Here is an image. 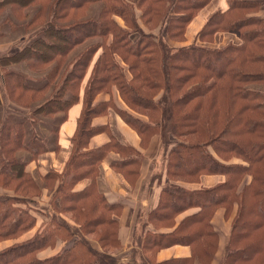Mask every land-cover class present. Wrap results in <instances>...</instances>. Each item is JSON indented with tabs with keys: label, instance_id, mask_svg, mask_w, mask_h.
I'll return each mask as SVG.
<instances>
[{
	"label": "trees",
	"instance_id": "trees-1",
	"mask_svg": "<svg viewBox=\"0 0 264 264\" xmlns=\"http://www.w3.org/2000/svg\"><path fill=\"white\" fill-rule=\"evenodd\" d=\"M97 1L103 2L100 13L85 18L87 5ZM214 1L0 0V10L8 5L13 9L37 5L29 26L42 25L28 43L0 57L8 100L25 108L20 114H8L4 121L0 116V186L14 192L0 195V240L33 228L35 211L43 220L34 236L0 251V264H124L116 254L123 248L118 221L123 205L111 203L100 192L99 165L109 151L119 150L123 159L114 165L135 183L141 159L132 158L136 149L121 143L107 124H93L109 108L138 131L144 145L155 135L172 144L165 168L169 180L199 182L206 174L225 176L213 187L188 189L171 183L162 188L158 205L149 215L154 230L135 235L134 253L127 264H194L195 259L210 264L219 246V234L212 224L219 208L227 218L236 212L222 264H264V17L257 12L263 0H226L224 9L208 16L198 35L202 44L174 47L154 32L167 24L173 41H185L188 24ZM47 11L54 15L49 21L43 16ZM134 32L140 34L137 40L132 38ZM224 34H232L234 39L214 45L218 35ZM95 38L101 41L74 54L81 44ZM54 60V69L41 85L8 69L26 62L30 69L42 72ZM120 60L128 66L130 78ZM91 66L67 169L42 175L50 190L58 182L54 198L60 197L61 213L79 221L82 217L80 230L61 222L56 214L49 217L35 208L33 195H40L41 190L27 166L48 148L42 137H25L30 136L37 113L64 111L60 124L66 120L69 108L79 101ZM58 78L64 96L48 97L33 109ZM115 89L132 111L146 119L118 107L113 97L95 103L98 94L113 95ZM2 101L0 96V106ZM100 133H107V142L92 147V138ZM23 150L31 157L20 158L18 152ZM246 177H250L247 182ZM86 178L91 183L77 190V184ZM187 210L195 212L176 225V218ZM162 226L173 229L162 231ZM78 231L96 234L102 250L82 237L53 256L35 255L54 247L63 232L69 236L64 240L69 241ZM176 244L190 246L192 255L156 260L159 250Z\"/></svg>",
	"mask_w": 264,
	"mask_h": 264
},
{
	"label": "crops",
	"instance_id": "crops-1",
	"mask_svg": "<svg viewBox=\"0 0 264 264\" xmlns=\"http://www.w3.org/2000/svg\"><path fill=\"white\" fill-rule=\"evenodd\" d=\"M226 4V0H215L214 2L207 5V7L201 11L199 15L189 24L186 33L185 44L190 45L193 42L197 43V41H199L197 35H199L202 27L206 23L208 16L218 9H224ZM262 14L263 13H258V15L264 16ZM116 19L121 25H124V22L120 18L117 17ZM232 39H234V36ZM215 42H217V39ZM3 45L0 46V50L2 49ZM7 48L8 46H5L6 51L8 50ZM97 56L98 53L94 57L93 63ZM91 70L92 66L89 68L88 74L91 72ZM128 73L129 72L127 71V75ZM87 82L88 76L85 80H83L79 101L69 108L66 120L60 124L56 138V147H49L47 143L48 150L40 154L37 159L31 161L28 164L27 171H29L34 176H36L35 173L44 175L50 171L64 173L67 169L74 149L72 139L76 134L79 125V119L83 113L84 94ZM111 97H113L118 107L129 110L117 89L114 90L113 95L108 93L98 94L95 99V103L107 101ZM2 102L5 107L7 105L8 114L16 113V111L11 110L12 105L10 100L7 99L6 101L3 100ZM136 116L139 115L136 114ZM93 124H107L110 127L113 135L121 143L136 149V152L133 154L132 158L138 157L141 159V162L138 165L139 172L135 174L136 181L135 183H132L124 175V173L117 169L114 165L123 159L120 151L111 150L99 165L100 174L97 179V185L100 192H102L111 203H119L123 205L118 216L123 248L117 252V256L124 264H127V262H131L134 253L135 235L142 234V232L146 230H154L153 222H149V215L151 211H153L158 205L163 185L166 184L167 178L164 174V164L165 155L169 151L165 152L163 138L160 135L153 136L151 140L146 145H144L138 131L126 123L112 108H109L107 113H105L103 116L95 118ZM108 137L109 136H107V133L97 134L92 138L91 146L97 147L105 144L108 140ZM249 179L250 177H246L245 182H247ZM224 180L225 176L222 174H206L202 176L199 182L176 181V183L188 189H199L202 187H213L219 183H222ZM90 183V179H83L77 184L76 189H84ZM0 191L2 190L0 189ZM44 193L45 191L43 192L42 198L43 196L48 198V193ZM193 212H195V210H187L186 212L181 213L179 217H177V223H180V221L186 215ZM212 223L213 227L219 234V246L210 264H222L225 251L229 245L232 234V216L230 218L225 217L224 209L219 208L212 218ZM39 226L40 224H36L33 228L28 230V236H26V239L31 238L38 230ZM172 229L173 227L164 226L161 228L162 231H170ZM97 245L99 246L98 243ZM94 247H96L95 244ZM191 255L192 249L190 246L176 244L170 247L162 248L157 252L155 258L157 261L162 262L177 258H189ZM195 261V264H201L198 259Z\"/></svg>",
	"mask_w": 264,
	"mask_h": 264
},
{
	"label": "rangeland",
	"instance_id": "rangeland-1",
	"mask_svg": "<svg viewBox=\"0 0 264 264\" xmlns=\"http://www.w3.org/2000/svg\"><path fill=\"white\" fill-rule=\"evenodd\" d=\"M263 5H264V0H263L262 6ZM87 6H89V7L87 9L88 11L85 14L86 15L85 18L92 17V16L95 17L100 13L102 6H103V2L97 1L94 4H90ZM262 6L259 9V11H257V12L260 14L263 13L262 15H264V6L263 7ZM14 9L10 5H8L3 10H0V46L5 44V45H3L2 49L0 50V57L3 56L4 54H8V52H11V51H14V50L20 48L24 44L28 43L30 41V39L35 34H38L39 30L42 27V25L32 26V27L29 26L30 20L33 19L34 15L38 11L37 5H31V6H28L27 8H21V9L14 8ZM171 15H174V13L172 12ZM43 16L45 18H47L48 21L54 17V15L52 17L51 12H49V11L44 13ZM262 17H264V16H262ZM82 18H84V17L82 16ZM188 26H189V24H188ZM188 26H187V28H188ZM143 28H146V30H147V27L145 25H143ZM154 32L160 36H163L168 41V43L174 47H180V46L188 45V44H185L186 40L185 41H177V40L173 41L167 33V24H165L164 26L162 25L160 28L159 27L155 28ZM186 33H187V30H186ZM139 37H140L139 33H137V32L132 33V38L134 40H137ZM197 38H199L198 35H197ZM232 38H233V36L231 34H225V35L218 36L217 42H214V45L216 43V45L221 46V45L229 42ZM97 41H101V38L89 39L88 41L81 44L77 48V50L75 51L74 54H78L79 53L78 51H81V50L83 51L84 49H86L87 46H89V45H91ZM197 44H201L200 40L197 41ZM204 45H207V44L204 43ZM5 46H8L7 51L5 50ZM74 54H73V56H75ZM56 61L57 60H54V62H51L52 64H49L48 67L46 69L44 68L45 70L42 72H37L36 70L34 71V70L30 69L26 62H21L20 64H17L15 66L12 65V66L8 67V69H13L19 73L21 72L22 74L29 76V79L27 78V80H28V82H30L32 84L41 85V83H44V81L46 80V79H43V77L45 78L46 74L50 70L54 69L53 65L56 64ZM120 62L122 65L125 66L126 73H127L128 66L126 64H124L123 61L120 60ZM128 75L131 77L130 72L128 73ZM87 76L89 78L90 73ZM87 76L85 77V79L87 78ZM2 82H3L2 77L0 76V94H1L0 96L4 101H6L7 99L10 98L9 97L10 93H9V91H7V89H4ZM54 85L56 86V89H55V86H53V84H52V86L47 90L44 99L39 100L33 104V106H32L33 109L36 108L46 98H48V97L52 98L53 96L57 97L58 95L62 94V92H61L62 89H60L61 81H59V78L54 82ZM61 96L63 97L64 95H61ZM10 103L12 105V108H11L12 111H16L20 114V113H22V111L25 110V108L19 106L17 103L12 102V99L10 100ZM127 108L129 109V111H132L128 106H127ZM27 109H29V108H27ZM27 109H26L27 112L29 110L31 111V109H29V110H27ZM7 112H8L7 105L5 107V105L2 102V104L0 106L1 121L2 120L4 121V119L6 118V116L8 114ZM132 112H133V114L135 113L134 111H132ZM23 114H25V113H23ZM28 114L29 113H26L25 115H28ZM137 115H139V114H137ZM139 116H141V115H139ZM34 117H35L36 123L33 122L34 124L30 125L31 121L28 122L30 127H31L29 129L30 136L29 135L26 136L25 140L30 139L35 134L40 139L42 137L43 142L46 141V143H44L46 148H48V145H49V147H56V138L58 135V128H59V124H60L61 119L64 117V111L52 113L51 115L46 114V113H37V115H35ZM141 117L146 119V117H144V115H142ZM47 143H48V145H47ZM32 147H33V145H32ZM171 147H172V144L167 145L166 142L164 143L165 152L170 151ZM168 155H169V153H167L165 155L164 166L166 169L168 166L167 163L169 161ZM18 156L22 159H27V158L31 157V154H30V152L23 150V151L18 152ZM164 174L166 175L167 179H166V184L163 185V188L170 186L171 183L179 185L176 183V181H184V180H177L176 178H172V180H169L167 177V174H166V170H165ZM31 175L34 177V179L38 183V186L41 190L40 195H37V194L33 195L34 197H33L32 201L34 202L35 208L38 207L41 211L47 213V215L49 217H51V215L56 214L57 218L61 222L65 220L67 223H69L72 226V229H75L76 227H78L81 230V225H83V223H84V220L82 219V217L80 218V221H79L74 216L70 215L69 213H65V212L61 213L60 197L54 198V196L56 194V189L58 187V182L56 181L54 188L52 190H50L44 186V180H43L42 174L35 173L36 176H34L33 174H31ZM185 182H188V181H185ZM179 186H181V185H179ZM182 187H184V186H182ZM0 189L2 190V191H0V195H3V194L14 195V192L12 190L6 189L2 186H0ZM44 191H45V193H48L47 194L48 198H45L44 196L42 198ZM35 193H38V192L34 191L33 194H35ZM34 213L37 214L36 224L41 225L43 222L41 214L39 212H36V211ZM235 213H236L235 211L232 213V218L235 215ZM63 218H65V219H63ZM178 224L179 223H177V218H176V225H178ZM81 232L82 233H80V232L76 233L77 235H75V237L71 238L69 241L64 240L65 238H68L69 236L65 232H63L61 237L59 238V242L54 247H48V249L42 250L39 253L37 252V253H35V255H37L39 258H47V257L53 256L55 254H58L63 249L64 246L74 244L76 241L79 240V238H81V239L85 238L87 241H89V243L93 247H94V244L96 245V247H94V248H96L98 250H102V246L100 245L99 240H98L99 237L96 234L86 232V231H81ZM27 233H28V230L21 233L20 235H18L16 237H12L11 239L0 240V251L29 239V238L26 239V236H28ZM35 233L33 234V236L35 235ZM97 243L99 244V246L97 245ZM227 249H228V247H227ZM227 249L225 251V255H226ZM225 255H224V257H225ZM139 256H140V254H139ZM195 260H194V264H195ZM201 264H203V263H201Z\"/></svg>",
	"mask_w": 264,
	"mask_h": 264
}]
</instances>
